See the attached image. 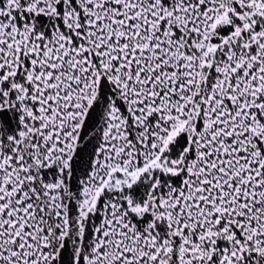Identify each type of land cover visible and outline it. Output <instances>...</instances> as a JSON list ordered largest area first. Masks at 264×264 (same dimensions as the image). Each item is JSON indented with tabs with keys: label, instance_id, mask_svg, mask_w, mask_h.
<instances>
[{
	"label": "snow or ice",
	"instance_id": "obj_1",
	"mask_svg": "<svg viewBox=\"0 0 264 264\" xmlns=\"http://www.w3.org/2000/svg\"><path fill=\"white\" fill-rule=\"evenodd\" d=\"M0 264H264V0H0Z\"/></svg>",
	"mask_w": 264,
	"mask_h": 264
}]
</instances>
